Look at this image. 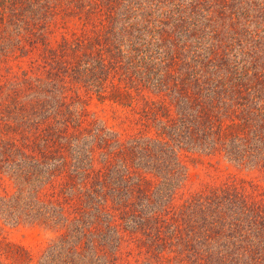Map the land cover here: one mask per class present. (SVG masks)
Masks as SVG:
<instances>
[{
  "label": "trees",
  "instance_id": "16d2710c",
  "mask_svg": "<svg viewBox=\"0 0 264 264\" xmlns=\"http://www.w3.org/2000/svg\"><path fill=\"white\" fill-rule=\"evenodd\" d=\"M60 1L73 4L61 10L102 16L96 26L107 37L104 44L78 38L70 44L77 54L54 55L45 79L24 73L0 87V174L15 184L0 193V215L56 232L37 258L6 242L0 264H129L120 252L129 229L160 258L180 249L189 264H264V198L247 186L224 184L174 201L185 147L264 173V39L253 36L234 50L243 39L232 27L261 2ZM57 3L0 0V61L24 54L21 33L40 10L59 11ZM214 15L229 20L233 34L222 50L209 24ZM67 78L127 107L136 100L132 89L166 91L171 100H146L155 133L122 141L87 121L80 95L64 92Z\"/></svg>",
  "mask_w": 264,
  "mask_h": 264
},
{
  "label": "rangeland",
  "instance_id": "374dc122",
  "mask_svg": "<svg viewBox=\"0 0 264 264\" xmlns=\"http://www.w3.org/2000/svg\"><path fill=\"white\" fill-rule=\"evenodd\" d=\"M259 1L261 6L251 10L248 17L244 14L236 18V24H233L232 27L240 33L243 40L233 45L234 50L243 46L245 41L253 36L261 35L264 39V0ZM80 2L85 5L90 0H81ZM93 3L91 2V4ZM185 4L190 5L189 0H186ZM72 6L73 4L70 2L58 0L56 10L59 11L44 12L40 10L44 14L31 20L32 24L28 32L21 33L25 36L22 43L24 54L17 50L16 54H10L9 57H6L7 59L1 57L3 61H0V87L8 79L10 81L15 76H23L24 73H28L33 78L45 79L48 70L53 66L48 62L53 59L54 55L58 54L56 58L67 61L71 55L77 54L78 51L72 50L71 45L78 38H89L94 43L101 40L103 44L105 43L104 39L107 37V33L100 29L101 26L99 28L96 26L100 23L102 16L96 14L95 17L88 19L87 14L81 10L82 7L73 12L61 10L63 7ZM214 18L215 20L209 21V24L212 29H215V32L212 33H218L216 36L223 38L224 42L219 44L220 50H222L226 48L225 44L231 43L229 37L233 34L231 31L227 33L230 21L218 15H214ZM250 31L252 34L249 33ZM56 61H52V64H56ZM66 63L64 62V65ZM66 80L67 86L64 92L68 97L73 98L77 94L80 95L79 106L80 108L84 106L87 110V121L90 124L97 121L100 126L112 134L114 133L122 141H127L135 135L155 133L152 124L147 123L144 111L147 107L146 100L158 102H170L171 100L166 91L158 92L154 88H144L139 92L132 89V92L136 94V100L133 107H127L108 98H101L95 89L90 90V86L84 85L83 82L70 81V78ZM106 87L107 92H110L111 83L107 82ZM2 100L0 96V103ZM179 154L183 164L184 178L175 186L177 193L174 201L176 204H181L196 192L206 191L224 184H237L238 186L243 184L250 192H254L259 198H264V173L259 169L235 161L224 154L210 153L196 148L185 147L180 149ZM14 186V182L8 175L0 174L1 194L14 191ZM135 231L129 229L120 247L121 257L125 262H129V264L148 262L152 264H189L185 259L183 260L180 247H175L179 250L172 253H168L167 250L164 258L155 256V251L148 252L146 247L140 248L141 239L145 236L139 232L137 235L141 239L137 236L134 237L131 233ZM55 235V230L45 224L28 221L11 222L0 215V248H3L6 242L21 245L28 249L34 258H37ZM155 250L157 251V249Z\"/></svg>",
  "mask_w": 264,
  "mask_h": 264
}]
</instances>
